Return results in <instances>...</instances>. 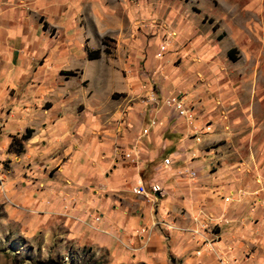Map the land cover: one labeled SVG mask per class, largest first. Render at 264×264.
I'll return each mask as SVG.
<instances>
[{
  "label": "crops",
  "instance_id": "1",
  "mask_svg": "<svg viewBox=\"0 0 264 264\" xmlns=\"http://www.w3.org/2000/svg\"><path fill=\"white\" fill-rule=\"evenodd\" d=\"M210 7L0 0L6 253L22 233L59 226L104 264H264V75L218 39L227 30L208 22ZM172 94L195 107L194 125L165 104ZM153 184L161 195L133 192Z\"/></svg>",
  "mask_w": 264,
  "mask_h": 264
},
{
  "label": "rangeland",
  "instance_id": "2",
  "mask_svg": "<svg viewBox=\"0 0 264 264\" xmlns=\"http://www.w3.org/2000/svg\"><path fill=\"white\" fill-rule=\"evenodd\" d=\"M200 1L205 8L211 6L208 9H211L216 16L209 18L206 16L208 22L213 24V28L216 29L219 24H222L223 28L227 30L223 31L218 39L229 35L233 40H236L239 49H236L235 52L238 53V56H243L246 69L249 70L250 65L253 64L257 69V74L264 75V0ZM103 40L110 52L113 40L108 37ZM188 106L194 110L195 120H197L195 107ZM196 133L199 134L202 131L198 130ZM22 234L21 237L14 240L16 241L14 244L9 246L11 247L10 252L15 253L14 256H11L4 249L5 243L1 241L4 233L0 232V264H10V262L11 264H104L106 260L103 251H91L88 247L76 246L66 239L69 237L65 235V230L59 226H47L45 229L28 235ZM17 244H20L21 247L17 248Z\"/></svg>",
  "mask_w": 264,
  "mask_h": 264
},
{
  "label": "built area",
  "instance_id": "3",
  "mask_svg": "<svg viewBox=\"0 0 264 264\" xmlns=\"http://www.w3.org/2000/svg\"><path fill=\"white\" fill-rule=\"evenodd\" d=\"M166 50V44L165 43H161L157 52H156V56L157 57H162L164 52ZM158 100V95L156 93H153L151 96L150 101L152 103H155ZM165 104L168 105L170 108H172L174 110V112L176 113L177 117H182L188 120V122H191V124H193V122L195 121V114H188V105L185 103V101L182 99L181 96L177 95V94H172L169 95L165 98ZM151 124H156L155 120L151 121ZM194 125V124H193ZM148 132V128H144L142 130V133H147ZM127 156H130V152H127ZM171 158L170 156H166L163 159V163L165 165H169L171 164ZM184 173H188L191 176H195L196 172L194 170H191L189 168H186L184 171ZM133 192L136 194H159L161 195V188L159 185L157 184H153L149 187V190H146V188L144 186H137L135 188H133ZM227 200V198H225ZM137 233H139L140 235L143 236L144 240L147 241L149 240V238L151 237V228H147V227H140L139 229L136 230Z\"/></svg>",
  "mask_w": 264,
  "mask_h": 264
},
{
  "label": "trees",
  "instance_id": "4",
  "mask_svg": "<svg viewBox=\"0 0 264 264\" xmlns=\"http://www.w3.org/2000/svg\"><path fill=\"white\" fill-rule=\"evenodd\" d=\"M102 42H103V44L105 45V47L103 48V50H104L105 52H108V50H107V46H106V43L104 42V40H103ZM99 54H100V50H96V51L93 52V53L90 52V51H88V56L91 57V58H96V57L99 56ZM228 55H229V58H230V59H232V60H235V59H236V58L232 55V53H231L230 51H229ZM31 133H32V130H31V129H27V130L25 131V133L22 134L21 137H19V138H14V139H13V141H12V143L10 144V147H9V148H10L11 150H13L14 152H16V153L21 152V151L23 150V149H22L23 141L26 140V139H28V138L30 137Z\"/></svg>",
  "mask_w": 264,
  "mask_h": 264
},
{
  "label": "bare ground",
  "instance_id": "5",
  "mask_svg": "<svg viewBox=\"0 0 264 264\" xmlns=\"http://www.w3.org/2000/svg\"><path fill=\"white\" fill-rule=\"evenodd\" d=\"M17 248H20L21 247V245L20 244H17V246H16Z\"/></svg>",
  "mask_w": 264,
  "mask_h": 264
}]
</instances>
